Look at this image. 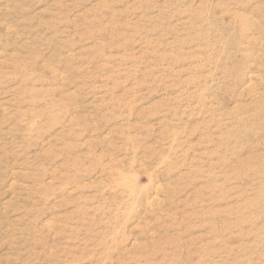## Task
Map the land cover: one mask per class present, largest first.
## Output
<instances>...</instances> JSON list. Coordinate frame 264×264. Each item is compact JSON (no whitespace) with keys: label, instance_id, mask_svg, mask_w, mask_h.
I'll return each instance as SVG.
<instances>
[{"label":"rangeland","instance_id":"obj_1","mask_svg":"<svg viewBox=\"0 0 264 264\" xmlns=\"http://www.w3.org/2000/svg\"><path fill=\"white\" fill-rule=\"evenodd\" d=\"M0 264H264V0H0Z\"/></svg>","mask_w":264,"mask_h":264}]
</instances>
